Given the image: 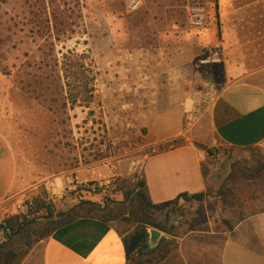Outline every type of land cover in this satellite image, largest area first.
Segmentation results:
<instances>
[{"label": "rangeland", "instance_id": "obj_1", "mask_svg": "<svg viewBox=\"0 0 264 264\" xmlns=\"http://www.w3.org/2000/svg\"><path fill=\"white\" fill-rule=\"evenodd\" d=\"M200 1L209 7V24L202 28L186 25L188 33L198 37L205 48L219 39L220 0H143L133 12L127 10L125 0H80V11L73 13L76 32L61 41L40 31L23 0L0 4V132L13 150L17 183L26 187L0 205L3 218L16 214L39 220L50 209L53 220L58 213L95 196L103 204L120 200V180L135 184L128 173L129 160L142 145V137L126 127L131 106L118 103L116 112L114 97L106 95L105 87L120 80L113 67L125 62L124 55L149 48L157 30L169 32L176 27L173 23L183 26L186 6ZM248 1L228 0L243 12H248L243 8ZM257 8L254 5L253 12L260 11ZM165 22L168 24L162 25ZM77 66L84 71L77 76L86 85L76 80ZM204 68L215 79L219 77V64ZM204 162L207 197L201 203L183 202L154 212L150 217L153 225H165L169 233L162 231L166 236L155 251L132 254L133 261L213 264L219 244L234 222L264 210V170L256 173L264 165V148L221 147ZM67 174H84L98 184L108 182L103 193L100 188L91 195H51L46 183L60 181ZM28 197L44 200L41 213H30L33 206L18 213L16 203ZM8 236L0 230V261L9 248L24 246L16 236Z\"/></svg>", "mask_w": 264, "mask_h": 264}, {"label": "crops", "instance_id": "obj_2", "mask_svg": "<svg viewBox=\"0 0 264 264\" xmlns=\"http://www.w3.org/2000/svg\"><path fill=\"white\" fill-rule=\"evenodd\" d=\"M254 5L260 11L253 12ZM243 8L248 12L220 0L219 39L212 43L222 48L216 79L207 68L197 66L202 44L188 33L187 19L183 26L173 23L176 27L169 32L157 30L149 48L122 56L125 62L113 67L120 80L105 88L106 95L114 97L116 112L118 103L131 106L129 120L142 144L165 147L148 159L141 178L153 204L173 200L181 193H202L205 199L204 161L221 147L246 149L264 139V0H249ZM211 77L220 91L206 112L187 125L185 111L198 100L204 81ZM76 176L88 180L84 174ZM16 179L13 150L0 132V205L26 189ZM90 201L103 205L98 196ZM120 229L99 218L77 217L35 241L19 264H126ZM213 264H264V210L234 222L219 244Z\"/></svg>", "mask_w": 264, "mask_h": 264}, {"label": "trees", "instance_id": "obj_3", "mask_svg": "<svg viewBox=\"0 0 264 264\" xmlns=\"http://www.w3.org/2000/svg\"><path fill=\"white\" fill-rule=\"evenodd\" d=\"M4 1L6 0H0V4ZM23 1L28 9L29 16L32 21L38 23L42 33L48 34L56 41H61L71 38L76 32V22L74 21L73 13L75 10L80 11V0ZM80 67L77 66L79 72H75L74 75L77 81L82 80L86 85L85 79L77 76L80 71L82 72ZM196 146L200 149H205L202 145ZM207 151L209 154L212 153L211 150ZM256 170V173L260 174L264 170V165L257 167ZM206 173L207 171L203 165L202 175L205 180ZM119 185V192L122 195L120 200H108L103 205L91 201H83L74 205L68 212L58 213L53 220L51 219L52 212L50 209L47 210L46 214L40 212L42 207L45 208L44 200L38 197L35 198L34 206L33 209H30V213H41L39 220H37L38 217L20 218L16 214L6 218L10 227L8 235L10 237L16 236L19 241L23 242L24 246L22 248H9L3 252L0 264H19L35 241L48 236L60 225L83 216L99 218L105 222L112 223L115 227H120L122 230L120 229L119 233L124 234L122 241L126 252V264H143L142 260L133 261L132 254L134 252L151 253L153 251L146 250V227L153 226L161 231L168 232L165 225H153L154 223L150 220L151 215L154 212L163 211L171 204H180L179 198H182L184 202L195 201L201 203L204 201L202 193H181L173 200L153 204L148 198L143 179H140L135 184L120 180Z\"/></svg>", "mask_w": 264, "mask_h": 264}, {"label": "built area", "instance_id": "obj_4", "mask_svg": "<svg viewBox=\"0 0 264 264\" xmlns=\"http://www.w3.org/2000/svg\"><path fill=\"white\" fill-rule=\"evenodd\" d=\"M127 10L130 12L136 11L143 3V0H125ZM186 19L187 25L190 28H202L210 22L209 7L205 2H196L186 6ZM222 62V48L219 44H214L202 48V55L197 60V66H208L212 64H220ZM96 82V80H95ZM95 86V84H94ZM217 82L211 77L207 78L203 83V91L198 97V100L194 102L190 109L185 111L184 119L187 125H190L196 121L202 114L206 112L211 103L216 98L219 92ZM133 123L131 121L126 123L127 128H132ZM192 146V144H191ZM264 148V139L259 144ZM165 147L158 143L142 144L137 152L130 158L128 173L133 182H138L143 175V170L146 162L150 157L162 151ZM96 181L80 180L75 174L62 175L61 180H50L46 183L47 191L51 192V195H70L77 193H84L91 195L107 184L108 181L98 184ZM102 193L104 188L101 189ZM183 203V202H182ZM178 204H171L164 210L174 208ZM34 206V199L28 197L23 201L16 203V209L19 214L25 213L27 209ZM0 230L3 233H9V225L7 220L0 214Z\"/></svg>", "mask_w": 264, "mask_h": 264}, {"label": "water", "instance_id": "obj_5", "mask_svg": "<svg viewBox=\"0 0 264 264\" xmlns=\"http://www.w3.org/2000/svg\"><path fill=\"white\" fill-rule=\"evenodd\" d=\"M146 231L148 234L146 241L148 250L155 248L158 245L160 239L166 236L162 231L153 227H147Z\"/></svg>", "mask_w": 264, "mask_h": 264}]
</instances>
